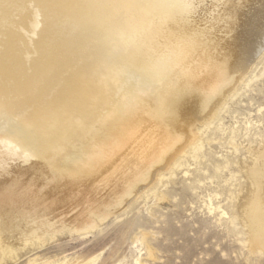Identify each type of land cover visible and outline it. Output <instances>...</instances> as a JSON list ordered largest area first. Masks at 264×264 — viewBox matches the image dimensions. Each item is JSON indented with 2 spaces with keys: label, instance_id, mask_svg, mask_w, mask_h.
<instances>
[{
  "label": "bare ground",
  "instance_id": "1",
  "mask_svg": "<svg viewBox=\"0 0 264 264\" xmlns=\"http://www.w3.org/2000/svg\"><path fill=\"white\" fill-rule=\"evenodd\" d=\"M93 1L86 13L73 17L76 20L71 18L59 24L51 19L54 13H64L74 6L71 5L74 0L67 4L54 2L51 9L36 14L40 29L35 39L27 36L29 40L23 36L30 34L32 18L14 17L19 14L13 4L0 9L3 15L5 11L0 21V264L15 261L19 253L34 242L40 246L63 231L71 236L92 230L96 220L101 223L108 215L115 214L121 206L119 200L141 189L133 187L137 180H143L157 162L163 160L157 168L167 163L171 155L167 158L164 155L180 136L184 141L192 137L188 134L194 122H201L212 110L207 107L213 105L210 102L216 93L227 86L228 76L244 70L264 39V0L248 13L244 10L253 0H242L243 3L237 5L229 3L219 19L231 24V31L241 20V30L221 45L225 53L214 66L206 68L210 61L201 65L208 73L202 78L199 75L200 80L190 74L182 79L184 83L175 86L177 77L168 78L169 85L174 87L166 96L171 97H168L170 106L177 110L171 116L167 115L169 104L166 107L167 102L164 103L165 98L158 89L163 84L165 67L180 61L182 65L180 59L189 53V31L183 30L185 44L179 47L173 44L165 49L170 43L166 41L156 49L147 44L138 45L152 26L167 19L120 7L138 0ZM17 28L21 29L20 33L16 32ZM23 30L27 34L22 36ZM15 32V44H5ZM75 39H78L77 44ZM126 50L129 54L114 57ZM112 58L104 71L103 67ZM70 66H78L77 70L69 71L78 74L75 78L65 77L70 74L63 70ZM150 87H154L150 91L153 95L145 96L150 99L141 97L145 95L144 89ZM140 92L144 95L139 96ZM184 112L189 119L184 120ZM257 136L253 139L255 149L251 146L242 149L243 160H226L216 170L223 171L231 165L245 170V183L231 185L233 188L223 186L230 199V234L243 236L249 253L264 256V135ZM234 140L235 136L231 135L228 143L235 145ZM122 150L129 151L113 160ZM17 154L20 156L12 160ZM96 171L98 178L101 173L104 179L115 174L116 180L108 192L101 193L108 182H104L103 177L101 184L97 180L93 185L88 183L90 186L83 191L63 190L62 186L68 181L71 183L70 175ZM227 182L224 180V184ZM89 201H92L91 209L72 211ZM118 201L120 206L116 208ZM68 214L71 216L67 219ZM29 223L31 226H27ZM240 225L242 229H238ZM11 233L13 236L9 235Z\"/></svg>",
  "mask_w": 264,
  "mask_h": 264
},
{
  "label": "rangeland",
  "instance_id": "2",
  "mask_svg": "<svg viewBox=\"0 0 264 264\" xmlns=\"http://www.w3.org/2000/svg\"><path fill=\"white\" fill-rule=\"evenodd\" d=\"M226 1L194 0L195 9L191 16L181 20L159 22L152 26L138 41V45L147 44L150 48L155 49L164 46L162 44L166 42L171 44L165 45V49H168L173 44H177L179 47L185 44L184 31H189L190 38L188 41H191L189 53L187 52V55H183V58L180 59L182 60V65L179 64L181 63L180 61L175 65L169 63L165 67L164 76L166 78L163 77L164 79L161 81V84H163L158 89L161 96L165 98H163L164 103L167 102L166 107L169 104L168 107L170 108H167L169 111L167 115L172 116L177 113V110L175 107L170 106L168 100L171 97L168 96L170 97L168 98L166 93L171 91L174 85L184 83L182 81L188 78L190 74L193 78L196 77L194 79L198 80H200V76L202 78L206 75L208 72L203 67L206 64L205 61L207 63L210 61L206 68L211 67V64L214 66L216 61H219L225 53V49L221 45L225 41L230 40L236 31L241 30V20L232 32V25L223 23L219 17L223 13V8L228 6L229 3L237 5L242 4L244 0H228V3H224ZM54 2L59 4L66 2L65 4H67L70 0H0V9L13 4L14 10L19 14H14V17L28 16V18H32L30 36L25 35L27 33L24 30L22 33V36L25 35L23 37L29 40V38L35 39L40 29V21L36 18V14H41L51 9L50 6L54 5ZM92 2L94 3L95 1L74 0L71 4L74 6L68 7L64 13H54V17L51 19H56L54 22L58 24L71 20V18L76 20L73 17L81 15L82 12L86 13L87 7L92 5ZM260 2L262 4L263 0H253L250 6L245 8V13L258 7ZM31 12L32 14H30ZM0 15H2L0 16V21H2L5 11L4 15L2 11ZM195 28H197V31ZM193 29L195 31H192ZM16 32L20 33L21 29L17 28ZM16 32L13 36L9 35L12 38L10 39L11 41L5 43L2 40V42L7 45H14L15 41L13 39H15ZM75 41L77 44L78 39H75ZM261 44V48L257 47V53L253 55L254 57H250L247 66L243 68L244 70H240L237 74H232L233 79L236 77L234 80L231 74L228 76L230 79H226L227 86L222 87L218 94L216 93L215 99L213 97L210 102V104L213 102V105L211 104L207 107H212V110L200 120L201 122L199 120L194 122L195 126L192 127V132L188 134L192 137L188 141H184L183 137L180 136V140L175 142L176 144L169 148L164 155L166 158L171 155L167 163L161 165V168L158 167V169L157 165L163 160L157 162L150 168L151 171H148L147 176L143 180H137L133 187L140 186L139 188L141 189L136 193L131 192L119 200L121 206L119 201L115 204L116 208L120 206V209L118 207L115 214L108 215L106 220L101 223L96 220L97 223L92 230L79 232L71 236L67 235L66 231H63L56 234L53 240L44 242L40 246H37L36 242H34L33 246H26L15 261L7 264H137V262L138 264H264V256L259 255V253H249V246L244 243L243 236L232 237L230 234L231 227L228 224L231 213L230 199L223 186L226 185L227 188L228 186L233 188L231 185L237 186L240 183H245V170H240L236 165H231L223 171L216 170V167L223 165L226 160L234 158L243 160L244 151L242 149L248 146L255 149L256 142L254 143L253 139H256L258 134L264 135V39ZM127 54H129V50L115 54L114 57H122ZM185 59L188 61H185ZM112 60L114 59L112 58L111 62H108L105 66L106 68L103 67L104 71L109 68ZM191 60L197 62V64L195 62L192 63ZM189 65L193 68L191 69ZM193 65L197 66V69ZM202 68L204 69L202 70ZM75 69L77 70L78 66L64 68L63 72L70 74L69 71ZM202 71H204V74ZM199 72L203 75L199 74ZM77 75L74 71L69 76L65 75V77L75 78ZM172 76L177 77V82L173 86L168 83V78H173ZM161 87L164 88L162 89ZM152 88L154 87L145 88V95L143 92L138 93V95L141 96L143 94L144 96L141 97L149 100L150 98L145 96L153 95L150 94V91L153 90ZM182 114L185 117L184 120L189 119L185 112ZM231 135L235 136V145L228 143ZM125 150L117 152L113 160L118 159L120 155L129 151ZM17 152L19 153V150ZM19 156L17 154L14 156L15 158H11L13 160ZM129 166L130 164L127 165L128 168ZM120 170L122 171V166ZM98 173L96 171L90 174L84 173V175L80 173L72 174L69 176L72 184L67 180L69 183L66 186H61L66 191H83L85 187L88 188L90 186L88 183L93 185L97 183L96 180L100 183L103 176L100 173L101 178H98ZM65 174L68 175V173ZM229 174L232 176L230 177ZM106 177L108 179L103 177V181H108L109 184L107 182V186L102 188V194L105 191L108 192L113 180H116L115 174ZM85 179L86 181H84ZM226 179L228 182L224 184ZM77 181L79 182L77 183ZM98 195L100 196V194L96 196L99 197ZM91 202L83 204L87 208L79 205V208L77 207L72 211H78L77 213H79L81 209L84 211L91 209L89 205L92 204ZM74 212H72L73 215L77 214ZM69 214L61 217L66 216L65 218L68 219L72 215ZM65 218L64 220H66ZM27 226H31V223ZM238 229H242V226L240 225ZM9 235L13 236L12 233Z\"/></svg>",
  "mask_w": 264,
  "mask_h": 264
},
{
  "label": "clouds",
  "instance_id": "3",
  "mask_svg": "<svg viewBox=\"0 0 264 264\" xmlns=\"http://www.w3.org/2000/svg\"><path fill=\"white\" fill-rule=\"evenodd\" d=\"M120 7L157 19L180 20L192 15L195 4L194 0H138Z\"/></svg>",
  "mask_w": 264,
  "mask_h": 264
}]
</instances>
